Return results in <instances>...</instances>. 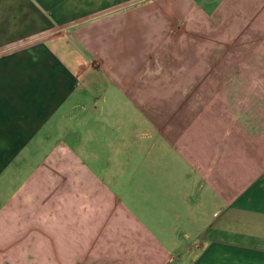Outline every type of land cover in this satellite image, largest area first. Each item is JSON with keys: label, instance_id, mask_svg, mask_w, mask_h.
Returning <instances> with one entry per match:
<instances>
[{"label": "crops", "instance_id": "crops-1", "mask_svg": "<svg viewBox=\"0 0 264 264\" xmlns=\"http://www.w3.org/2000/svg\"><path fill=\"white\" fill-rule=\"evenodd\" d=\"M0 264H264V0H0Z\"/></svg>", "mask_w": 264, "mask_h": 264}, {"label": "rangeland", "instance_id": "rangeland-1", "mask_svg": "<svg viewBox=\"0 0 264 264\" xmlns=\"http://www.w3.org/2000/svg\"><path fill=\"white\" fill-rule=\"evenodd\" d=\"M204 46H206V47L209 46V40H206V41L204 42Z\"/></svg>", "mask_w": 264, "mask_h": 264}]
</instances>
